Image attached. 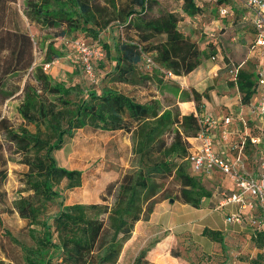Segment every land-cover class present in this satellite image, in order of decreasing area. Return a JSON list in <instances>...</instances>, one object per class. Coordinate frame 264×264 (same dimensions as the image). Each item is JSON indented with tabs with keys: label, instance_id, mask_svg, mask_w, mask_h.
Returning <instances> with one entry per match:
<instances>
[{
	"label": "trees",
	"instance_id": "obj_1",
	"mask_svg": "<svg viewBox=\"0 0 264 264\" xmlns=\"http://www.w3.org/2000/svg\"><path fill=\"white\" fill-rule=\"evenodd\" d=\"M15 1L0 0V72L5 69V73L24 70L33 63L30 35L24 30L5 27L8 5ZM107 2L112 10L99 0H23L22 13L29 24L57 29L59 35L73 31L85 33L90 38L85 40L88 43H99L100 31L115 21L120 38L110 46L102 44L107 58L113 62L109 73L112 83L139 85L150 81L149 74L138 72V67L147 68L143 57H150L174 76L190 73L209 58L208 51L215 58L214 43L205 46L208 50L199 48L197 42L179 30L175 12L148 14L155 0H125L117 5L113 0ZM215 3L221 19L236 5L233 0H215ZM201 7L197 0L182 3V10L188 16L199 13ZM221 8L226 9L224 15L220 14ZM250 29L253 33L252 26ZM50 47L51 43L44 52V63L54 59ZM246 63L236 75L228 71V80L236 86L242 104H248L258 95L256 61L250 59ZM73 91L83 94L71 99ZM180 94L178 101H194L197 114H181L178 108L163 109L154 98L141 102L113 86H104L98 93L79 82L70 85L53 82L41 67L34 68L33 82L24 83L17 107L24 123L10 127L4 117L0 118L6 140L14 153L20 155L19 162L26 166L19 180L28 194L7 205L0 192V215L15 211L26 221L33 242L22 246V264H119L120 253L135 224L148 220L157 203L176 199L181 204L201 207L211 192L197 177L200 173L191 169L188 138L199 132V119L203 117L200 100L207 98V94L194 88L181 90ZM30 124L34 130L28 128ZM77 129L129 134L131 166L107 183L101 203L73 202L61 205L51 217H42L45 203L60 196L61 181L69 189L83 183L81 169L58 165L52 154ZM3 150L0 144V158ZM1 163L0 184L6 176V160ZM107 196L113 197L110 205L105 203ZM2 229L5 237L16 241L8 230ZM200 234L221 246L224 244L220 229L204 226ZM250 237L255 247H264V231L250 230ZM147 251L148 248H141L131 264H155ZM171 254L179 257L174 251ZM247 264H264V252L258 251Z\"/></svg>",
	"mask_w": 264,
	"mask_h": 264
},
{
	"label": "rangeland",
	"instance_id": "obj_2",
	"mask_svg": "<svg viewBox=\"0 0 264 264\" xmlns=\"http://www.w3.org/2000/svg\"><path fill=\"white\" fill-rule=\"evenodd\" d=\"M113 1L116 5L125 2V0ZM99 2L112 10L107 0H99ZM155 2L156 4L148 10V14L155 16L160 11L175 12L179 19V30L189 39L197 42L199 48L206 49L205 46L209 42H213L217 47L215 58H211V52L208 51L209 58L202 62L209 69H213L214 66L219 67V69L214 68L216 76L211 78L214 85L216 81H222L227 88H230L233 84L228 80L229 69L239 65L242 61H244L242 66H246L247 61L255 60L256 54L249 52V43L253 38L250 29V15L242 3L235 1L236 5L233 10L226 18L221 19L217 13L215 0H197L202 7L201 11L194 16H188L183 12V0H155ZM8 8L5 27L26 31L33 45V63L30 67L18 72L5 73V69L0 72V118L4 117L8 126L17 127L24 123L17 107L22 99L24 83L33 82L35 67H41L53 82L64 81L67 85L79 82L82 86L89 87L98 93L104 86H113L138 101L147 102L154 98L163 109L178 108L181 113L177 105L181 96L180 91H189L192 88L183 87L187 74L170 77L166 70L154 61L150 67H145V69L138 67V72L149 74L152 77L145 84L133 85L110 81L109 73L113 62L107 58L102 44L110 46L120 38V28L116 27L115 21H110L100 31L99 43H88L86 41L90 39L89 36L82 32L73 31L59 35L57 29L29 24L22 13L23 0H16L9 4ZM239 31L242 32L241 35L238 34ZM73 41H82L86 45L96 43L95 53L91 56L92 75L85 72L80 55L71 46ZM49 43L52 44L50 48L54 59L46 67L47 63L43 62V55ZM58 54L60 56H57ZM208 90L209 87L201 93L205 95ZM82 94L73 91L70 98L74 99ZM248 106L243 116L244 120L239 119L236 122L237 129L232 132V128H223L226 129L227 138L224 140L222 136L213 137V143L215 139L217 147H219V140H222L224 146H235L243 141V156L249 163V171L256 174L259 161L264 156V140L257 145L249 141V136H260L261 120L253 98ZM199 107L201 110V106ZM28 128L34 130L32 124L28 125ZM0 144L4 149L3 158H0V168L3 167L2 160H6V176L0 184V192L3 193L6 204L10 205L18 196L28 194L23 191V185L19 180L26 166L19 162L20 155L14 153L2 128H0ZM230 151L229 158L235 157L238 148L232 149L231 147ZM52 154L58 165L81 169L84 179L80 186L71 189L65 186V181H61L58 186L60 196L45 203L42 217H51L61 205L73 202L101 203L107 183L115 180L120 173L130 168L132 141L129 134L121 131L93 133L77 129L72 137H65L62 147ZM188 171L192 173L191 169ZM197 177L210 190L211 196L204 200L200 208L183 205L176 202V199L163 200V205L156 206L152 219L150 215L148 220H140L136 223L130 239L122 248L118 258L119 264H131L133 255L135 256L141 248H148L146 254L156 264H177L171 254L173 251L179 255L177 257V259L180 258L179 264H247L258 251L264 252V247L261 249L255 247L250 237L251 229L246 223L226 224L224 222L230 206L219 207V201L221 192L230 190V179L217 171L200 173ZM112 202L113 197L107 196L105 203L110 205ZM0 216L2 228L8 230L17 241H11L5 237L3 229L0 228V264H22L21 258L24 254L22 246L33 244L26 221L21 219L15 211L3 212ZM204 226L220 228L224 233V244L221 246L203 237L200 231Z\"/></svg>",
	"mask_w": 264,
	"mask_h": 264
},
{
	"label": "built area",
	"instance_id": "obj_3",
	"mask_svg": "<svg viewBox=\"0 0 264 264\" xmlns=\"http://www.w3.org/2000/svg\"><path fill=\"white\" fill-rule=\"evenodd\" d=\"M242 3L248 9L250 24L254 30L249 52L256 54L255 72L258 95L255 108L260 116V136H249L252 144H258L264 138V0H233ZM226 9L221 8L220 14L224 15ZM71 46L80 55L85 72L92 75L91 56L95 53V44L86 45L82 41H73ZM92 48L94 50H92ZM256 50V51H255ZM252 53V54H253ZM145 65L149 67L153 64L150 57H143ZM244 64L229 69L231 75H236L238 69ZM48 63L46 64V67ZM170 77H173L168 72ZM229 116L224 117L222 125L230 123ZM217 120L211 115H204L199 119V132L195 137H191L194 142L189 141L188 160L191 169L196 173L220 172L230 179L232 188L229 191L221 192L219 207L233 205L234 209L225 216L228 224L246 223L251 231H264V156L261 157L257 166V173L249 171V163L242 153L243 141L232 146L238 148L237 155L227 159L219 155L213 144V130L217 125ZM222 139L227 138L226 129L221 131ZM241 144V145H240Z\"/></svg>",
	"mask_w": 264,
	"mask_h": 264
},
{
	"label": "crops",
	"instance_id": "obj_4",
	"mask_svg": "<svg viewBox=\"0 0 264 264\" xmlns=\"http://www.w3.org/2000/svg\"><path fill=\"white\" fill-rule=\"evenodd\" d=\"M216 26H217V23H216ZM250 27H251V24H250ZM241 33L242 32L239 31L238 34L241 35ZM233 38H231V39H233ZM214 68L219 69V67H217V66H214ZM214 68L209 69L206 67V64H204V63L200 64L198 67L193 69L190 73H188L185 76V85L183 87H185V88L192 87V88L196 89L198 92H202L203 90H205V88L209 87V90L207 91V98H204V97L202 98V105H200L201 106V112H202L203 116L208 114L217 120L218 124L216 125V127L213 130V137H216V136L220 137L221 136V129H223V128H228V127L232 128V132L234 131V129H237L236 128V125H237L236 122L239 119L244 120L243 116L246 114L247 108L249 107L248 106L249 103L248 104H242L241 103L240 95H239V92H238L235 85L231 86L230 88H227V86L222 81H220V82L216 81V84L214 85L213 80L211 79V78H214V76H216V70H214ZM256 100H257V97L253 98L254 104H256ZM177 105H178L179 109H181V114H188L191 112L194 114H197V111L195 108V103L193 100L178 101ZM226 116H229L231 118L230 123L227 125H222L221 120ZM236 132H237V130H236ZM213 137H212V139H213ZM189 140L191 142H194V140L192 138H189ZM262 140H264V138H262ZM213 144H214L215 151L219 155H221L227 159L232 158V157L229 158V155L231 152L230 150L232 147L231 145L230 146L229 145L224 146V143L222 142V140H219V145H218L219 147H217V143L215 142V139H214ZM255 145H257V144H255ZM231 188H232V184H231ZM176 202H178V201H176ZM203 202H204V200L202 201V203ZM163 203H164L163 201L157 203L154 207L153 212L155 211L157 205H163ZM183 205H185V204H183ZM227 206H230L228 212H230L234 209L233 205H227ZM153 212L151 214V219L153 216ZM224 222L226 224H228L225 221V218H224ZM136 225L137 224H135V226ZM216 229H220V228L217 227ZM133 257H134V255H133ZM173 258H174V261L177 264H179L180 258L179 259H177V257H173ZM155 264H156V262H155Z\"/></svg>",
	"mask_w": 264,
	"mask_h": 264
},
{
	"label": "water",
	"instance_id": "obj_5",
	"mask_svg": "<svg viewBox=\"0 0 264 264\" xmlns=\"http://www.w3.org/2000/svg\"><path fill=\"white\" fill-rule=\"evenodd\" d=\"M170 201H172V199H170Z\"/></svg>",
	"mask_w": 264,
	"mask_h": 264
}]
</instances>
